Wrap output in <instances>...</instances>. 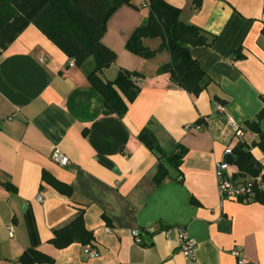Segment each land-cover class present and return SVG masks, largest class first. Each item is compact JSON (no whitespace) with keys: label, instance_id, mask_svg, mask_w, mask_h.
Listing matches in <instances>:
<instances>
[{"label":"crops","instance_id":"1","mask_svg":"<svg viewBox=\"0 0 264 264\" xmlns=\"http://www.w3.org/2000/svg\"><path fill=\"white\" fill-rule=\"evenodd\" d=\"M165 1L180 9L181 22L212 40L189 47L208 78L197 96L156 73L167 51L146 59L125 48L147 15L143 0L114 10L101 39L116 56L98 72L102 80H113L121 69L137 73L136 98L128 102L120 93L127 104L122 116L104 113L88 81L93 57L70 65L35 25L0 50V264H20L27 249L52 258L36 264H188L177 246L179 227L196 242L192 264H238L235 248L248 264H264V204L222 200L214 170L215 162L229 161L224 150L238 142L264 165L258 135L248 126L264 111V0H201L197 8L192 0ZM160 42L144 39L151 49ZM198 120V128L186 129ZM258 124L264 133V116ZM143 128L166 155L186 149L178 168L139 140ZM56 149L67 164L52 160ZM159 163L167 175L157 183ZM230 170L232 178H243L231 162ZM44 175L71 193L56 190ZM79 214L93 236L94 257L85 252L88 244L56 248L49 242ZM133 228L141 232L140 244L130 235Z\"/></svg>","mask_w":264,"mask_h":264},{"label":"trees","instance_id":"2","mask_svg":"<svg viewBox=\"0 0 264 264\" xmlns=\"http://www.w3.org/2000/svg\"><path fill=\"white\" fill-rule=\"evenodd\" d=\"M147 15L134 29L125 43V48L140 57L149 59L159 50L167 51L169 58L156 70L157 74H168L170 82L192 96H197L207 85L208 78L197 60L192 57L189 47L211 45L206 32L197 26L180 21V9L169 5L165 0H147ZM195 8L201 0H192ZM122 5H134V0H0V50L5 49L29 25H35L49 40L60 48L74 63L80 66L89 56L95 62L87 78L94 89L101 95L104 113L122 116L127 104L120 93L132 102L140 91L134 82L136 72L121 69L113 80H102L98 72L108 68L115 61V53L101 41L106 28V21L111 13ZM264 34V26L262 28ZM161 40L156 49H151L144 39ZM237 57H241L238 55ZM264 111L248 124L250 130L257 133L255 142L264 154V133L258 120ZM200 120L196 125H200ZM158 158L165 157L167 162L178 168L186 149L178 147L174 153L166 155L156 137L147 128L138 136ZM229 162L235 164L241 177L261 175V187L255 186L249 200L264 204V171L243 142H238L232 150ZM167 175L166 168L159 163L154 180L158 183ZM44 179L58 191L70 194L71 188L55 179ZM242 201V200H240ZM93 236L86 229L82 214L69 224L54 231L49 242L56 248H64L73 242L90 245ZM20 264L51 263L52 258L35 250H25L17 260Z\"/></svg>","mask_w":264,"mask_h":264},{"label":"built area","instance_id":"3","mask_svg":"<svg viewBox=\"0 0 264 264\" xmlns=\"http://www.w3.org/2000/svg\"><path fill=\"white\" fill-rule=\"evenodd\" d=\"M148 2L147 0H143L142 6L147 7ZM69 64L74 65V59H69ZM137 79V78H133ZM216 110L219 112H223V106L218 104L216 106ZM228 123L230 126L234 128L235 134H241V132L237 129V127L234 126L232 120L229 118ZM193 125H187L186 129L190 130L195 126ZM224 154L228 157L232 156V149L226 148L224 150ZM52 160L60 165H65L68 163L69 159L67 156L62 154L58 149H56L52 153ZM215 170V176H216V182H217V190L219 197L224 199H232V200H242L247 201L251 198L253 194V189L255 186L261 187V175H258L256 177H243L240 180L232 178L230 174V162L228 160H219L215 162L214 166ZM263 172V171H262ZM38 201H42V197L40 195L37 196ZM12 226H8L9 236H12ZM166 236L170 235V230L164 231ZM130 235L135 243L140 244L142 242L141 239V232L138 228H133L130 230ZM176 241L178 250L181 252V254L184 256L188 264H192L195 262L196 256H195V247L196 242L190 237L187 230L183 227L176 228ZM85 252L88 255V257H94L97 255V250L92 248L90 245H87L85 248ZM232 253L236 256L238 259V264H248L247 259H245L239 248H235Z\"/></svg>","mask_w":264,"mask_h":264},{"label":"rangeland","instance_id":"4","mask_svg":"<svg viewBox=\"0 0 264 264\" xmlns=\"http://www.w3.org/2000/svg\"><path fill=\"white\" fill-rule=\"evenodd\" d=\"M259 163H260V162H259ZM260 164H261V163H260ZM261 166H262L261 171H264V165L261 164Z\"/></svg>","mask_w":264,"mask_h":264},{"label":"water","instance_id":"5","mask_svg":"<svg viewBox=\"0 0 264 264\" xmlns=\"http://www.w3.org/2000/svg\"><path fill=\"white\" fill-rule=\"evenodd\" d=\"M257 121V120H256Z\"/></svg>","mask_w":264,"mask_h":264}]
</instances>
